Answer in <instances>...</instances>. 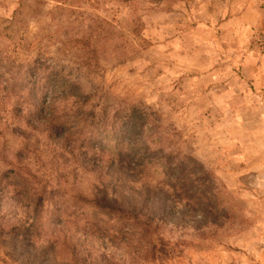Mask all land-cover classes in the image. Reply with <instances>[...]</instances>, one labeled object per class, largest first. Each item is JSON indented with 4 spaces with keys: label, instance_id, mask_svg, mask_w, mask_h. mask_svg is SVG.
<instances>
[{
    "label": "rangeland",
    "instance_id": "obj_1",
    "mask_svg": "<svg viewBox=\"0 0 264 264\" xmlns=\"http://www.w3.org/2000/svg\"><path fill=\"white\" fill-rule=\"evenodd\" d=\"M250 7L264 0H0V264H264V29L238 22ZM52 71L106 111L105 135L84 125L54 145L28 126L21 94ZM133 107L157 165L134 175L98 145L88 159L104 170H85L86 139L115 141ZM172 154L205 211L167 186ZM97 197L139 229L118 235Z\"/></svg>",
    "mask_w": 264,
    "mask_h": 264
},
{
    "label": "trees",
    "instance_id": "obj_2",
    "mask_svg": "<svg viewBox=\"0 0 264 264\" xmlns=\"http://www.w3.org/2000/svg\"><path fill=\"white\" fill-rule=\"evenodd\" d=\"M135 24V26H134ZM135 28L136 34H140L143 24L139 19H135L132 23ZM85 41H90L86 39ZM39 61L35 60L31 67H34L30 71L31 74H37L39 71ZM47 72V71H45ZM35 78L33 85L29 89H25L26 93H23L25 100H33L34 109L31 112L30 121L28 126H30L34 131L42 133L48 137V139L54 145H61L71 143L72 138L70 137L78 132L79 134H84L83 126H94L99 129L100 135H105L107 133V125L101 123V120L106 119V111H97L96 107L93 106V96L91 94H85L77 85L67 82L65 79L59 80L57 77V72L52 71L41 78L43 85L39 86L37 76ZM61 104H68L69 107H64L59 109ZM96 110V111H95ZM129 113L121 117L124 123V129L122 131L116 132V140H102V138H97L91 135L86 139L85 146H88V151H79L80 158L83 162L85 170L91 172H98L97 170L103 171V167L99 165L103 159L95 157L94 159H88L89 150L94 151V147L100 145V151L108 154L110 157L109 164L112 167L117 164L127 165L132 174L137 176H143L146 172L152 170L148 165L150 160L152 162L159 160V151L151 147L148 139V131L153 125L146 116L148 115L143 109L138 107H133L129 109ZM22 113V112H20ZM97 121V122H96ZM153 135H156L153 132ZM75 136V135H74ZM97 139L98 141H94ZM91 142V146L89 145ZM97 154V151H95ZM99 152V151H98ZM169 157V162L167 165L162 166V170H165L168 176L167 186L171 189L172 193L176 197H184L187 202L194 201L196 205L205 211L208 201L202 195L201 184H198L197 180H191L190 174L185 172L183 169L186 168V163H175L174 158L176 155L172 154ZM187 157H184L186 159ZM154 167L157 165L156 162L153 163ZM8 177V176H6ZM9 178V177H8ZM198 194H201L198 196ZM198 196L195 200V197ZM91 209L96 212L106 213V216L112 217L113 225L112 228L118 231V235L129 236L134 234L137 229V223L132 222V218L123 212L119 206L113 201L107 200L106 197H97L89 202ZM204 205V206H203ZM205 213V212H204ZM35 217H28V221H35ZM16 227L10 228L15 231ZM112 228L107 227V230H112ZM129 233V234H127ZM13 237V235H11ZM11 242L15 245L16 238ZM31 240V237L30 239ZM103 262L109 263L112 261L110 254L106 253L103 257Z\"/></svg>",
    "mask_w": 264,
    "mask_h": 264
},
{
    "label": "crops",
    "instance_id": "obj_3",
    "mask_svg": "<svg viewBox=\"0 0 264 264\" xmlns=\"http://www.w3.org/2000/svg\"><path fill=\"white\" fill-rule=\"evenodd\" d=\"M250 7L239 17L238 22L250 36L253 30L264 29V11Z\"/></svg>",
    "mask_w": 264,
    "mask_h": 264
}]
</instances>
